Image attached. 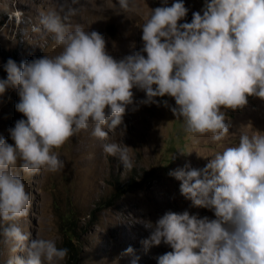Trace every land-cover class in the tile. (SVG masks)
<instances>
[{
  "label": "clouds",
  "instance_id": "9594fccd",
  "mask_svg": "<svg viewBox=\"0 0 264 264\" xmlns=\"http://www.w3.org/2000/svg\"><path fill=\"white\" fill-rule=\"evenodd\" d=\"M72 4L62 3L39 21L61 51L19 65L9 58L7 78L0 79V96L14 88L15 109L26 117L8 129L14 144L0 136V243L12 253L6 264L66 260L67 248L21 229L32 194L20 173L63 170L65 161L54 149L82 131L107 141L109 132L123 128L128 106L138 107L133 88L145 93L139 104L159 106L157 97L174 98L175 106L162 103L194 142L209 133L214 142L228 135L222 109H243L250 96L264 100V0H204L184 23V0L170 6L162 0L142 17V48L120 59L109 54L101 33L71 23L78 12ZM118 4L121 12L140 14L136 0ZM102 150L123 169L134 167L127 147L107 142ZM169 175L181 181V195L215 218L185 210L144 221L149 236L142 243L172 249L157 264H264V132H242L238 144L214 153L204 167L185 165Z\"/></svg>",
  "mask_w": 264,
  "mask_h": 264
},
{
  "label": "rangeland",
  "instance_id": "374dc122",
  "mask_svg": "<svg viewBox=\"0 0 264 264\" xmlns=\"http://www.w3.org/2000/svg\"><path fill=\"white\" fill-rule=\"evenodd\" d=\"M65 2L72 4V0H0V79L7 78L4 64L9 58L19 65L23 60L52 57L61 51L39 21L42 14L59 10ZM173 2L167 0L168 6ZM136 3L140 14L121 12L118 0H77L72 7L78 12L71 23L101 33L109 54L120 59L142 48V17L162 6V0ZM184 3L189 11L179 23L191 22L192 13L201 11L204 0ZM132 91L138 107L133 110L134 105L128 106L121 126L124 129L109 132L107 141L93 138L91 129L82 131L54 149L65 161L63 170H41L31 177L20 173L32 194L29 216L20 227L31 233V238L51 239L57 247L67 248L68 257L62 264H133L134 260L136 264H157V257L172 249L163 243L146 247L142 241L149 230L144 221L155 222L166 212L185 210L200 218H215L213 211L194 206L181 195V181L169 172L185 165L202 168L214 153L238 144L242 132H264V100L254 96L248 97L243 109H222L230 124L223 140L214 142L209 133L194 142L183 131L182 120L162 103L167 100L175 106L174 98L157 97L159 106L145 105L139 104L145 93L136 88ZM18 101L14 88L0 96V136L10 144L14 141L8 129L18 119H26L15 109ZM107 142L128 148L134 164L131 171L102 150ZM178 149L189 153L181 155ZM129 247L133 251L126 253ZM11 255L9 247L0 243V264H6Z\"/></svg>",
  "mask_w": 264,
  "mask_h": 264
}]
</instances>
